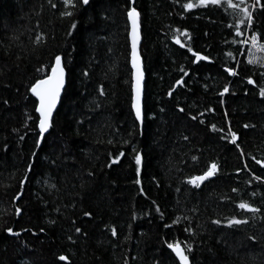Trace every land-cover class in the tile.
<instances>
[{"label": "trees", "instance_id": "1", "mask_svg": "<svg viewBox=\"0 0 264 264\" xmlns=\"http://www.w3.org/2000/svg\"><path fill=\"white\" fill-rule=\"evenodd\" d=\"M230 2L251 25L229 0H0V264H179L175 242L190 264H264V67L246 61L248 37L264 44V0ZM128 7L140 13L142 121ZM56 55L65 86L37 147L29 88ZM213 163L200 187L187 182Z\"/></svg>", "mask_w": 264, "mask_h": 264}, {"label": "snow or ice", "instance_id": "2", "mask_svg": "<svg viewBox=\"0 0 264 264\" xmlns=\"http://www.w3.org/2000/svg\"><path fill=\"white\" fill-rule=\"evenodd\" d=\"M81 2L84 5H88L90 0H81ZM135 0H131V3H134ZM199 3L201 5H207V4H213L218 5L220 3V0H199ZM240 3L243 4L244 0H240ZM64 5L75 7L74 4H72V0H64ZM254 5H261V0H254ZM229 6L234 8H240L239 4H232L229 0ZM55 7V5H53ZM194 7L192 3H188L184 5L185 9H190ZM240 11L243 12L244 17H246L247 24L251 25L253 16L251 12L249 11L248 6H244L240 8ZM64 16H70L71 12L65 11L62 13ZM126 16H127V22L130 26V30L128 31V38L131 43V68H132V109L135 113V119L136 121H142V110H141V93H142V81L144 78L143 70L141 67L140 62V55L138 53V44L140 41V13L136 9V7H128L126 9ZM72 28H75V23L72 24ZM186 34V33H185ZM241 34V30L237 27V35ZM40 39L39 37L37 38ZM252 46L260 48H264V45H257V36L253 34L251 36ZM177 44H180V41L177 39L175 41ZM184 45L181 44V47ZM188 51H192L191 48L188 49ZM194 56H196L197 60H206L207 57L200 56L197 53H193ZM54 64L51 65V72L49 75H46L42 79H37L29 88V91L31 92L32 96L36 98L38 101V104L35 106V112L38 113V122L36 124V127L38 128V139L36 141L37 147H39L41 140L44 138L45 133L48 132V130L52 127V117L53 112L57 107L58 100L61 95V90L64 88L65 85V68L62 65V57L60 55H56L54 57ZM252 61H249L251 63ZM37 71H40V69H37ZM225 71H227L230 75H236V72L232 69L226 68ZM87 75V73H84ZM187 74V73H185ZM177 84H180L181 81H177ZM249 84H253L254 82L249 79ZM228 88H224V92H227ZM103 89L101 88V95H103ZM171 95V92L169 93ZM223 95V93H221ZM260 96L264 97V88L260 90ZM7 103V101H5ZM183 111V109H181ZM31 119V117H29ZM195 119V117H193ZM215 127V126H213ZM245 127H248V125H245ZM228 134L231 136V142L235 143L237 139V134L231 130V128L228 129ZM224 138V137H222ZM23 139V137H21ZM120 155H123V153H120ZM135 163H136V172L139 174L140 172V165H141V155L137 152L135 157ZM195 159V157H193ZM116 160H113V163H115ZM256 163L259 164L262 168H264V162H261L260 160H256ZM32 165H28V171H31ZM217 171V165L215 163L211 164L207 171H205L202 175L199 176H192L188 179V183L193 185L194 187H200L201 182L205 181L206 179L212 177L215 175ZM91 175V173H90ZM257 180L260 179L259 176L256 177ZM27 180V175L20 181L21 188H23L24 183ZM136 183H139V180L136 181ZM235 191V189H233ZM237 207L242 210H246L252 213L259 212V209L251 206L247 202H240ZM21 210L19 208L16 209V212L19 213ZM85 216H90L91 213L85 212ZM175 223V221H174ZM213 223L219 224V221H213ZM242 223H247V220H240V219H230L228 220V225L231 226L233 224L239 225ZM6 231L11 235H19V233L13 232L12 228H7ZM75 231L77 233L81 232L80 228H76ZM187 231V229H186ZM112 235H116L115 229H112ZM71 239V238H70ZM250 239H252L250 237ZM167 247L175 254L176 258L179 260V264H190L189 257L186 254V252H190L192 249L190 246L182 247L179 242L175 243H168ZM59 259L61 261H64L67 259V257L61 255L59 256Z\"/></svg>", "mask_w": 264, "mask_h": 264}, {"label": "rangeland", "instance_id": "3", "mask_svg": "<svg viewBox=\"0 0 264 264\" xmlns=\"http://www.w3.org/2000/svg\"><path fill=\"white\" fill-rule=\"evenodd\" d=\"M257 45H264L257 41ZM246 61H252L250 64L264 67V48L253 47L251 37H248V46L246 51Z\"/></svg>", "mask_w": 264, "mask_h": 264}, {"label": "water", "instance_id": "4", "mask_svg": "<svg viewBox=\"0 0 264 264\" xmlns=\"http://www.w3.org/2000/svg\"><path fill=\"white\" fill-rule=\"evenodd\" d=\"M129 30H130V26H129ZM140 43H141V36H140V41H139V44H138V53H139V46H140ZM129 48H130V53H131V43H130V40H129ZM129 61H130V67H131V55L129 54ZM140 62H141V67H142V70H143V65H142V60H141V57H140ZM51 72V71H50ZM131 73H132V68H131ZM50 74V73H49ZM143 74H144V72H143ZM131 79H132V76H131ZM143 84H144V78H143V81H142V93H141V110H142V99H143ZM65 86V85H64ZM63 90H64V88L61 90V95H60V98H61V96H62V93H63ZM131 91H132V85H131ZM132 95H133V93H132ZM34 97V96H33ZM60 98H59V100H58V103H57V107H56V109L54 110V112H53V115H54V113H55V111L57 110V108H58V106H59V102H60ZM34 99L36 100V98L34 97ZM36 102H37V104H38V101L36 100ZM133 112H134V110H133ZM135 114V113H134ZM37 115H39L38 113H37ZM53 118V117H52ZM49 131V130H48ZM48 132H46L45 133V135L47 134ZM210 178H212V177H210ZM210 178H208V179H210ZM207 180V179H206ZM204 182V181H203ZM203 182H201V183H203Z\"/></svg>", "mask_w": 264, "mask_h": 264}, {"label": "bare ground", "instance_id": "5", "mask_svg": "<svg viewBox=\"0 0 264 264\" xmlns=\"http://www.w3.org/2000/svg\"><path fill=\"white\" fill-rule=\"evenodd\" d=\"M55 62V61H54Z\"/></svg>", "mask_w": 264, "mask_h": 264}]
</instances>
